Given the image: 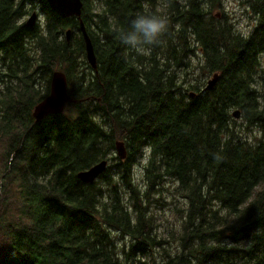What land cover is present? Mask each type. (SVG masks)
I'll use <instances>...</instances> for the list:
<instances>
[{
  "label": "trees",
  "instance_id": "1",
  "mask_svg": "<svg viewBox=\"0 0 264 264\" xmlns=\"http://www.w3.org/2000/svg\"><path fill=\"white\" fill-rule=\"evenodd\" d=\"M236 1L246 33L225 0H81L93 70L78 19L0 0V264H264V0ZM149 12L141 54L118 34ZM54 71L72 102L35 122Z\"/></svg>",
  "mask_w": 264,
  "mask_h": 264
},
{
  "label": "water",
  "instance_id": "2",
  "mask_svg": "<svg viewBox=\"0 0 264 264\" xmlns=\"http://www.w3.org/2000/svg\"><path fill=\"white\" fill-rule=\"evenodd\" d=\"M46 2L60 18L66 19L75 17L78 19L79 29L84 41L86 61L92 69H96V59L93 47L84 29V25L80 20L82 8L81 0H46ZM36 16V12H33L27 20L26 25L29 27L33 26L36 21ZM69 37L70 30H67L65 32V38L67 41ZM217 79L218 75L215 74L211 80L207 81L205 89L211 90L215 86ZM71 102L72 100L69 98L67 92L65 75L60 71H55L51 75L49 93L36 104L32 112V117L35 122H38L49 115L61 114L64 111L66 104ZM233 116L237 119L239 114L235 112ZM115 154L120 160L126 158V150L121 141L115 143ZM106 167L107 161L103 160L94 166L77 173V178L83 183L91 184L104 173Z\"/></svg>",
  "mask_w": 264,
  "mask_h": 264
},
{
  "label": "clouds",
  "instance_id": "3",
  "mask_svg": "<svg viewBox=\"0 0 264 264\" xmlns=\"http://www.w3.org/2000/svg\"><path fill=\"white\" fill-rule=\"evenodd\" d=\"M170 32V20L155 12L139 13L119 32L120 42L138 52H151L162 45Z\"/></svg>",
  "mask_w": 264,
  "mask_h": 264
},
{
  "label": "rangeland",
  "instance_id": "4",
  "mask_svg": "<svg viewBox=\"0 0 264 264\" xmlns=\"http://www.w3.org/2000/svg\"><path fill=\"white\" fill-rule=\"evenodd\" d=\"M225 2L229 6L228 12L232 16L237 29L239 31H241L242 33H246L251 27V23H252L251 18L245 12L242 11L241 7H238L239 4L237 3L236 0H225ZM33 12H36V15H37L36 21H37V19L39 18V14H40L39 7H36ZM32 13H30V14H32ZM30 16L28 15V16L24 17L23 21L27 22L26 20H28ZM261 60H262V58H261ZM87 73L90 75L89 70H87ZM207 78L205 79L206 81L211 79V76H209ZM255 135L258 139V137L260 136V133L257 130H254L248 134L249 137H253ZM140 175H141L140 170H139V168H137V175H136L137 180H140V178H141ZM161 215H170V214L168 211H165L164 213H161ZM170 220L174 221V219H170Z\"/></svg>",
  "mask_w": 264,
  "mask_h": 264
},
{
  "label": "flooded vegetation",
  "instance_id": "5",
  "mask_svg": "<svg viewBox=\"0 0 264 264\" xmlns=\"http://www.w3.org/2000/svg\"><path fill=\"white\" fill-rule=\"evenodd\" d=\"M49 85H50V84H49ZM40 101H41V100H40ZM35 106H36V105H35ZM35 106H34V107H35ZM34 107H33V109H34ZM32 112H33V111H32ZM43 119H44V118H43ZM43 119H42V120H43ZM40 121H41V120H40ZM38 122H39V121H38ZM116 142H119V141H116ZM116 142H115V143H116ZM123 143H124V142H123ZM124 145H125V143H124ZM114 147H115V144H114ZM125 147H126V146H125ZM126 152H127V150H126ZM114 153H115V152H114ZM113 157H114V160H113V162H118V160H117V159H115L116 157H115V155H114V154H113Z\"/></svg>",
  "mask_w": 264,
  "mask_h": 264
}]
</instances>
